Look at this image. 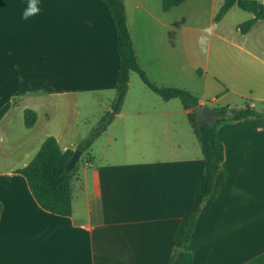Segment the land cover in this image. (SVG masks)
Masks as SVG:
<instances>
[{
	"label": "crops",
	"instance_id": "crops-1",
	"mask_svg": "<svg viewBox=\"0 0 264 264\" xmlns=\"http://www.w3.org/2000/svg\"><path fill=\"white\" fill-rule=\"evenodd\" d=\"M121 1L152 85L185 90L202 107L264 116V21L241 34L231 22L236 6L213 23L224 0H184L168 11L162 0ZM26 4L0 0V264H169L205 172L193 108L139 77L138 86L131 73L114 113L119 57L102 1L39 0L40 14L21 21ZM103 100L98 125L111 119L76 162L71 215L43 211L15 171L49 136L74 151L61 130L82 105ZM25 110L36 121L23 132ZM217 136L224 160L183 251L191 264H264V124L227 120Z\"/></svg>",
	"mask_w": 264,
	"mask_h": 264
},
{
	"label": "trees",
	"instance_id": "trees-1",
	"mask_svg": "<svg viewBox=\"0 0 264 264\" xmlns=\"http://www.w3.org/2000/svg\"><path fill=\"white\" fill-rule=\"evenodd\" d=\"M108 9L115 30L116 51L119 57V74L116 79V99L113 112L117 113L125 95V87L129 75L135 73L140 80L153 93L169 98H178L191 108L198 105L194 96L185 90L176 88H158L152 85L140 68L132 40L126 25L124 6L121 0H100ZM184 0H162L163 11H168L180 5ZM237 8L252 13L253 18L239 26V32L246 34L258 21H264V5L254 0H224L222 6L213 18L217 24L222 17L232 8ZM213 118L210 123L199 125L192 113L189 121L196 133L202 157L205 164V172L197 183L191 203L177 226L173 239V254L169 264H191L192 256L183 251L184 245L189 241L198 213L204 202L212 193L216 175L224 160V146L217 136V127L227 120L256 119L264 124V116L248 106L239 109L232 117H227V109L220 108L211 111ZM110 116L103 118L98 128L92 132L76 149L82 153L89 148L92 141L105 128ZM36 121V114L31 110L24 111V126L31 128ZM73 156L72 150L62 151L52 136L47 137L32 160L23 168L15 171L21 175L27 183L28 189L43 211L60 217L71 215L72 182L77 163L70 171H66V164ZM177 250L179 256L175 259Z\"/></svg>",
	"mask_w": 264,
	"mask_h": 264
},
{
	"label": "rangeland",
	"instance_id": "rangeland-1",
	"mask_svg": "<svg viewBox=\"0 0 264 264\" xmlns=\"http://www.w3.org/2000/svg\"><path fill=\"white\" fill-rule=\"evenodd\" d=\"M254 1L260 2V3H261V1H263V3H264V0H254ZM235 12H238V14L240 16H237L231 22H233V25L234 24L238 25V31H239V26L241 24H243L245 21H247L249 18H247L246 15H243L245 13H243L241 10L235 9ZM248 16H251V14L248 13ZM132 78H134L132 80L133 81L135 80V84L142 87V83L139 80L137 75L132 74ZM132 85H133V83H132ZM102 98H105V96L102 95ZM176 102H178V100ZM106 106L107 105H106L105 100H103L102 104L94 101L91 104L82 105L80 108V113H81V115L79 116L80 119L77 118L76 113L73 114V112H71L73 114L71 116L74 118H72L71 121L66 124L65 130L64 129L61 130L62 133L65 135L63 138H65L67 140H71L72 142H70V143H72V145L74 146L73 148L75 149L77 145H80L84 140H86L88 138V136L92 132H94L98 128L99 125H98L97 119L102 113H104V111H102V110H104L106 108ZM216 107H217L216 104L211 105L208 101H205V106L203 108L210 111V110L215 109ZM110 114H112V113H110ZM76 121H78V122H76ZM22 125H23V123H22ZM22 125H21L20 130H23V132H24L25 127H22ZM15 128H19V125H17ZM18 135H20V134H18ZM65 139L62 140L61 145H65V143H66ZM20 161L21 160H18V162H20ZM81 162L85 164V162H87L86 158H83L80 161V163Z\"/></svg>",
	"mask_w": 264,
	"mask_h": 264
},
{
	"label": "water",
	"instance_id": "water-1",
	"mask_svg": "<svg viewBox=\"0 0 264 264\" xmlns=\"http://www.w3.org/2000/svg\"><path fill=\"white\" fill-rule=\"evenodd\" d=\"M192 112H193L195 119L199 125L208 124L211 122V120L213 118V113L209 110H206L205 108H203L200 105H197L196 107H194ZM235 114H236V112L231 111V110H227V112H226L227 117H232ZM80 156H81V151L78 149H75L73 151V156L71 157L69 162L66 164V171H70L74 167V165L76 164V162L78 161ZM179 252H180V250H177L175 259L178 258Z\"/></svg>",
	"mask_w": 264,
	"mask_h": 264
},
{
	"label": "clouds",
	"instance_id": "clouds-1",
	"mask_svg": "<svg viewBox=\"0 0 264 264\" xmlns=\"http://www.w3.org/2000/svg\"><path fill=\"white\" fill-rule=\"evenodd\" d=\"M41 12L39 0H27L26 6L19 14L21 21H29L31 17H34Z\"/></svg>",
	"mask_w": 264,
	"mask_h": 264
}]
</instances>
